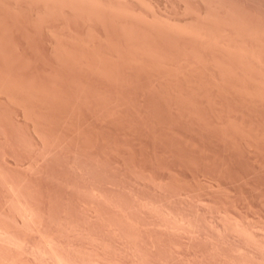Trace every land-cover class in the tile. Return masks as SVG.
<instances>
[{"label": "rangeland", "instance_id": "rangeland-1", "mask_svg": "<svg viewBox=\"0 0 264 264\" xmlns=\"http://www.w3.org/2000/svg\"><path fill=\"white\" fill-rule=\"evenodd\" d=\"M0 264H264V0H0Z\"/></svg>", "mask_w": 264, "mask_h": 264}]
</instances>
